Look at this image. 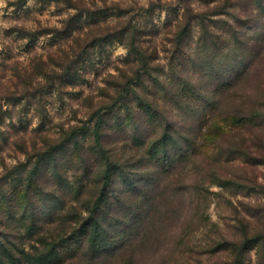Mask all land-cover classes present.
<instances>
[{
    "label": "rangeland",
    "instance_id": "374dc122",
    "mask_svg": "<svg viewBox=\"0 0 264 264\" xmlns=\"http://www.w3.org/2000/svg\"><path fill=\"white\" fill-rule=\"evenodd\" d=\"M0 264H264V0H0Z\"/></svg>",
    "mask_w": 264,
    "mask_h": 264
},
{
    "label": "trees",
    "instance_id": "16d2710c",
    "mask_svg": "<svg viewBox=\"0 0 264 264\" xmlns=\"http://www.w3.org/2000/svg\"><path fill=\"white\" fill-rule=\"evenodd\" d=\"M134 46V44H133ZM244 72V71H243ZM232 84L230 83H223L220 87V91L225 92L227 89H229V87ZM103 122V118L102 117H98L97 121L95 122V127H94V134H95V145L96 147L100 150L101 153H103L104 155H106V151L103 147V144L101 142V135L99 133V128L101 127ZM191 145V152L194 154L196 151V147H194V144H190ZM104 185L102 190L100 191L98 198L96 199L94 206L92 208V211L90 212V217H94L96 212L99 210V208L108 201V193H107V188L109 187V184L111 182V165L110 162H108L107 164V169H106V173L103 179ZM103 241V240H102ZM102 241L99 238V235L96 234L95 238L93 239V245L94 247H97L98 251H102L103 250V245H99L102 243Z\"/></svg>",
    "mask_w": 264,
    "mask_h": 264
}]
</instances>
